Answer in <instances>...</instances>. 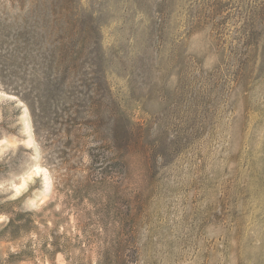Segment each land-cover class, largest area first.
I'll use <instances>...</instances> for the list:
<instances>
[{"label": "rangeland", "instance_id": "1", "mask_svg": "<svg viewBox=\"0 0 264 264\" xmlns=\"http://www.w3.org/2000/svg\"><path fill=\"white\" fill-rule=\"evenodd\" d=\"M0 264H264V0H0Z\"/></svg>", "mask_w": 264, "mask_h": 264}]
</instances>
